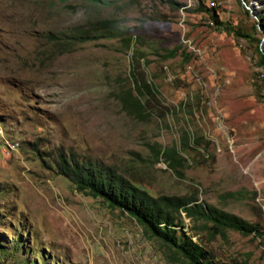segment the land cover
<instances>
[{
    "label": "rangeland",
    "instance_id": "rangeland-1",
    "mask_svg": "<svg viewBox=\"0 0 264 264\" xmlns=\"http://www.w3.org/2000/svg\"><path fill=\"white\" fill-rule=\"evenodd\" d=\"M261 11L264 0H0V240L12 248L19 233L35 264H186L79 193L58 174L59 154L153 195L197 193L264 231ZM103 19L112 32L61 45ZM143 80L151 94L142 89L144 113L131 116L120 96ZM182 139L194 144L183 151ZM172 147L185 159L174 169L153 153ZM194 240L218 264H264L253 235Z\"/></svg>",
    "mask_w": 264,
    "mask_h": 264
},
{
    "label": "trees",
    "instance_id": "trees-1",
    "mask_svg": "<svg viewBox=\"0 0 264 264\" xmlns=\"http://www.w3.org/2000/svg\"><path fill=\"white\" fill-rule=\"evenodd\" d=\"M100 3V0H91ZM246 2V0H244ZM217 25H222L214 18ZM224 25H222L223 27ZM225 29L229 30L226 26ZM264 38V11L258 16L257 27ZM114 30V21L103 19L94 22L91 27L75 28L63 34L65 41L62 46L71 47L75 43L95 40L106 32ZM239 36L250 38V35L238 33ZM257 52L259 63L264 66V40L258 41ZM131 40L128 41L130 48ZM60 45V46H61ZM173 53L171 56H174ZM149 85L142 81L140 85L136 81L134 89L124 90L120 96L123 110L131 116L138 117L144 113L145 104L142 89L150 93ZM151 94V93H150ZM190 144L187 139H182V150L186 151ZM154 155L163 158L167 166H174L185 159L178 153L176 147L162 152L153 150ZM59 154L56 161L58 174L66 178L81 194L100 199L106 205L132 217L143 227L145 235L149 239H156L164 246L170 248L186 264H218L211 257L210 252L204 246L195 241L200 232L209 238L223 236L226 230L236 231L244 236L253 235L264 241V231L258 229L246 220L219 209L213 205L200 201L197 193L190 195H153L144 187L133 183L128 178L119 174L110 166L97 162L81 161L76 158ZM184 218L189 221L192 235L187 234V225ZM12 248H9L6 239L0 240V264H35L30 262L23 242L19 239V233L15 234ZM5 238V237H4ZM25 251V252H24ZM24 256H26L24 258ZM43 264H49L44 256L40 255Z\"/></svg>",
    "mask_w": 264,
    "mask_h": 264
},
{
    "label": "built area",
    "instance_id": "built-area-1",
    "mask_svg": "<svg viewBox=\"0 0 264 264\" xmlns=\"http://www.w3.org/2000/svg\"><path fill=\"white\" fill-rule=\"evenodd\" d=\"M9 150H13V147H8Z\"/></svg>",
    "mask_w": 264,
    "mask_h": 264
},
{
    "label": "water",
    "instance_id": "water-1",
    "mask_svg": "<svg viewBox=\"0 0 264 264\" xmlns=\"http://www.w3.org/2000/svg\"><path fill=\"white\" fill-rule=\"evenodd\" d=\"M250 13H251V10H250Z\"/></svg>",
    "mask_w": 264,
    "mask_h": 264
},
{
    "label": "clouds",
    "instance_id": "clouds-1",
    "mask_svg": "<svg viewBox=\"0 0 264 264\" xmlns=\"http://www.w3.org/2000/svg\"><path fill=\"white\" fill-rule=\"evenodd\" d=\"M2 132V131H1Z\"/></svg>",
    "mask_w": 264,
    "mask_h": 264
}]
</instances>
